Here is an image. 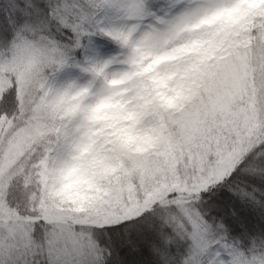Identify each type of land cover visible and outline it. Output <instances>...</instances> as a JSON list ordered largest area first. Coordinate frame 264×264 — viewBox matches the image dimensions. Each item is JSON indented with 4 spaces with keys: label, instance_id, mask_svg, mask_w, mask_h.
Masks as SVG:
<instances>
[{
    "label": "snow or ice",
    "instance_id": "1",
    "mask_svg": "<svg viewBox=\"0 0 264 264\" xmlns=\"http://www.w3.org/2000/svg\"><path fill=\"white\" fill-rule=\"evenodd\" d=\"M0 264H264V0H0Z\"/></svg>",
    "mask_w": 264,
    "mask_h": 264
}]
</instances>
